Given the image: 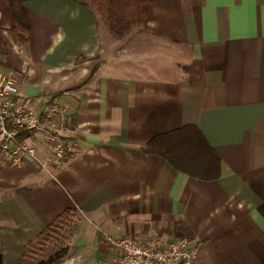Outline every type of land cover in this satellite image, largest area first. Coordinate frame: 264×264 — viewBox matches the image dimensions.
Returning a JSON list of instances; mask_svg holds the SVG:
<instances>
[{
    "label": "crops",
    "instance_id": "obj_1",
    "mask_svg": "<svg viewBox=\"0 0 264 264\" xmlns=\"http://www.w3.org/2000/svg\"><path fill=\"white\" fill-rule=\"evenodd\" d=\"M0 0V72L40 111L68 109L60 166H0V256L27 254L64 213L59 264H110L104 236L199 245V264H264V0H146L123 35L86 1ZM21 25V26H20ZM195 126L220 159L200 180L141 149Z\"/></svg>",
    "mask_w": 264,
    "mask_h": 264
},
{
    "label": "built area",
    "instance_id": "obj_2",
    "mask_svg": "<svg viewBox=\"0 0 264 264\" xmlns=\"http://www.w3.org/2000/svg\"><path fill=\"white\" fill-rule=\"evenodd\" d=\"M67 113L66 107L57 104L40 111L27 107L15 75L0 72V166L18 168L36 160L38 143L47 152L44 166L65 163L76 148L73 130L66 124ZM104 240L114 252L110 264H199V245L187 238L104 236Z\"/></svg>",
    "mask_w": 264,
    "mask_h": 264
},
{
    "label": "trees",
    "instance_id": "obj_3",
    "mask_svg": "<svg viewBox=\"0 0 264 264\" xmlns=\"http://www.w3.org/2000/svg\"><path fill=\"white\" fill-rule=\"evenodd\" d=\"M23 1L25 0H11V10L17 23L20 22L17 6ZM145 1L90 0L96 12L105 17L109 30L115 35H123L131 28L141 24V6ZM21 25L25 27L22 23ZM141 150L144 153L158 155L168 160L175 170L200 180L217 179L220 173L219 157L195 126H184L175 131L158 135ZM66 254L67 248H63L43 259L39 264H58ZM0 264H3L1 256Z\"/></svg>",
    "mask_w": 264,
    "mask_h": 264
},
{
    "label": "rangeland",
    "instance_id": "obj_4",
    "mask_svg": "<svg viewBox=\"0 0 264 264\" xmlns=\"http://www.w3.org/2000/svg\"><path fill=\"white\" fill-rule=\"evenodd\" d=\"M88 2L92 7L90 0H80ZM95 10V8L93 7ZM96 12V10H95ZM97 13V12H96ZM100 17V26L107 28L108 24L105 17L97 13ZM76 213H66L61 220H58L52 227L47 229L39 238L38 243L32 246V251L27 254L28 264H39L43 259H46L56 253L58 250L67 248V243L70 240L74 225L77 221ZM59 264V263H58Z\"/></svg>",
    "mask_w": 264,
    "mask_h": 264
}]
</instances>
